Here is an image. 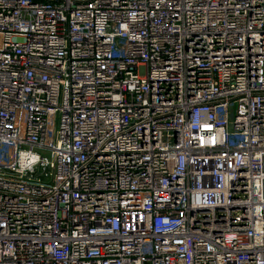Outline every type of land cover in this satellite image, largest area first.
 Listing matches in <instances>:
<instances>
[{"label": "built area", "instance_id": "obj_1", "mask_svg": "<svg viewBox=\"0 0 264 264\" xmlns=\"http://www.w3.org/2000/svg\"><path fill=\"white\" fill-rule=\"evenodd\" d=\"M0 264H264V0H0Z\"/></svg>", "mask_w": 264, "mask_h": 264}]
</instances>
